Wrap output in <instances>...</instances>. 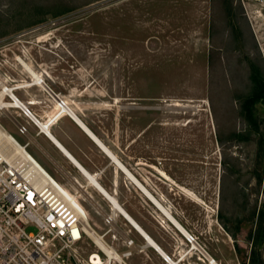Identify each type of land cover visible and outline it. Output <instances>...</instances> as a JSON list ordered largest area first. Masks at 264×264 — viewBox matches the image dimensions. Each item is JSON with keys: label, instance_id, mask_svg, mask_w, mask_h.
Listing matches in <instances>:
<instances>
[{"label": "rangeland", "instance_id": "obj_1", "mask_svg": "<svg viewBox=\"0 0 264 264\" xmlns=\"http://www.w3.org/2000/svg\"><path fill=\"white\" fill-rule=\"evenodd\" d=\"M247 2L0 0V92L36 83L20 59L31 66L191 234L201 251L125 173L116 175L113 160L69 132L87 169L179 264H211L207 256L264 264V235L253 239L264 210V104L256 105L259 128L243 110L264 82V61ZM17 114L0 112V123L25 144L7 117ZM63 170L57 176L98 235L120 252L126 236L134 241L128 264H164L79 171ZM98 252L105 257L90 238L80 250L85 259Z\"/></svg>", "mask_w": 264, "mask_h": 264}, {"label": "built area", "instance_id": "obj_2", "mask_svg": "<svg viewBox=\"0 0 264 264\" xmlns=\"http://www.w3.org/2000/svg\"><path fill=\"white\" fill-rule=\"evenodd\" d=\"M250 1L245 3V9L264 61V0ZM58 101L69 108L59 96ZM18 109L21 113L17 116L7 117L19 134L28 136L30 123L22 122L20 117L29 119L37 128L38 124L22 102ZM4 110L0 108V112ZM28 145L21 144L0 123V264H94L95 253L88 259L80 253L87 238L92 239L89 230L94 232L89 212L74 207L63 197L60 186L71 191L72 187L48 173L29 153ZM107 224L111 226L110 219ZM116 238L112 234L111 239ZM123 243L126 252L107 246L119 252L124 262L115 256L107 257L99 247L105 257L100 252L96 254L104 264H128L125 259L133 255L134 241L126 236Z\"/></svg>", "mask_w": 264, "mask_h": 264}, {"label": "crops", "instance_id": "obj_3", "mask_svg": "<svg viewBox=\"0 0 264 264\" xmlns=\"http://www.w3.org/2000/svg\"><path fill=\"white\" fill-rule=\"evenodd\" d=\"M30 74V73H29ZM31 75V74H30ZM40 76V75H39ZM31 77L33 78V80H35V77H33L31 75ZM41 77V76H40ZM17 89H21L20 92L18 93L19 97L22 99H19L18 95L15 93V88L12 89V91L14 92V94L17 96L19 102L23 103L32 113L33 117L35 120L38 121V136L35 137L34 133H31L30 136L28 137V140L26 143H29L28 148L31 147L32 150L29 151V153L38 161V163L48 172L50 173L53 177H55L57 180L60 181L58 175V172H63V168H74L75 170L79 171L80 174L87 180V182L89 183L90 180L88 179V177L86 176V174H84L85 172L82 171V168L88 173H91V171H89L86 167V162L85 160L82 158L81 156V149L79 145H87V146H92L93 148H95L96 150H98V152L105 154L108 156V158L110 159V161H114L115 165H116V175L119 174V172H123L127 175V173L122 170L123 168L118 164V162L115 159H118L119 162H121L119 160V158L116 156L115 153H113L104 143V141H102L93 131L92 129L87 125V123H85L83 121V119L77 115L75 113V111L69 106L67 112L62 111L58 113V110L60 109L59 107V101L57 96L53 95L52 92L48 91L47 88L45 86H41L40 84H36V83H29L26 84L24 86H20ZM40 86V87H39ZM25 90H31L32 92L35 93L36 98L35 99H31L28 98V96H26L24 94L23 91ZM50 92V93H49ZM39 95V97H38ZM60 97V96H59ZM41 98V99H40ZM62 99V98H61ZM41 100L45 103V105L40 106L41 104H39L41 102ZM64 100V99H63ZM65 101V100H64ZM32 102V103H30ZM43 103V104H44ZM56 104V105H55ZM48 108H45L44 106H46ZM11 109H18V108H11ZM19 113L20 110H19ZM52 119L53 124L50 126L44 125L43 122H46L48 120ZM20 120L22 122L28 121L30 123L31 126V130L36 129L37 127L30 122L29 119L21 116ZM40 125H44L47 127L49 134L44 132L41 128ZM71 131V134L75 136H77L79 138L78 144L76 143L75 140H73L72 137L68 136L69 132ZM93 133H92V132ZM52 135L54 138H52ZM72 135V136H73ZM55 139V140H53ZM57 139V141H56ZM104 144L106 146V148L114 155V157L108 153L107 151H105L106 149L103 147ZM60 145L65 148L69 154H71V156L73 158H75L72 160V158L62 150V148L60 147ZM105 151V152H104ZM122 163V162H121ZM123 164V163H122ZM124 165V164H123ZM125 166V165H124ZM82 167V168H80ZM126 167V166H125ZM120 169V170H119ZM126 169L131 172L127 167ZM83 173V174H82ZM132 173V172H131ZM133 174V173H132ZM87 177H85V176ZM94 175V174H93ZM134 175V174H133ZM97 178L98 183L99 179L98 176L94 175ZM128 176V175H127ZM135 176V175H134ZM129 180H132L129 176H128ZM137 179V178H136ZM138 180V179H137ZM76 181V182H75ZM61 182V181H60ZM132 182L136 185V187L141 190V192H143L146 200H148L149 202H151L152 204H154V201L148 197V195L146 193H144V190L139 186V184L132 180ZM74 185H77V188H80L81 186H78V181L77 180H73ZM115 184H117V180L115 181ZM141 184V183H140ZM67 185V184H66ZM90 186L91 183H89ZM107 193L111 194V196H113V198L115 197V200H117V202H114L112 200H110V198H108L103 192L102 190L101 193L104 195H102L94 186L93 189H95L96 192H98L105 200H107L109 203L112 204V209L113 211H115V209H117L118 211H120V215H123L122 217L128 222V224L132 227V229L134 231H136L137 234H135L137 239H141L142 241H144V243L146 244V247L148 249L147 255L149 252L153 253V251L155 252V254H157L162 262L164 264H169V262L166 260V258L163 257V255L154 249V246H152V243L149 241L148 238H146L144 236V234L142 233L145 232L150 238L151 240L155 241L161 248L162 250L171 258V256L164 250V248L140 225V223L138 221H136L129 213L128 211L122 207V205L119 203L118 199L116 198V194L111 193L110 191H108L101 183L99 184ZM142 185V184H141ZM69 186V185H67ZM144 186V185H142ZM145 187V186H144ZM146 188V187H145ZM68 191H70L72 193L71 190L67 189ZM146 190L148 191V189L146 188ZM149 192V191H148ZM151 194V193H150ZM152 195V194H151ZM154 196V195H152ZM155 198V197H154ZM153 201V202H152ZM78 203L79 205L83 208V204L81 202V200L78 197ZM118 203V204H117ZM115 204V205H114ZM94 205L96 206V203H94ZM118 205L120 208H122V210L118 209ZM155 206H157L156 204H154ZM96 212L100 213L98 210V207L96 206ZM115 208V209H114ZM84 209V208H83ZM85 211H87L86 209H84ZM123 211H125L126 213H128L131 218L134 220V222H136L135 224H137V226L139 228H141V230H139V228L131 221L127 218L126 215H124ZM117 213V212H116ZM91 220V219H90ZM90 226L93 228V230L95 232H97L95 230V228L93 227L92 223L89 222ZM136 226V227H135ZM96 227V226H95ZM177 228V227H176ZM141 231V232H140ZM139 232V233H138ZM182 233V232H181ZM98 234V233H97ZM182 235L185 237V235L182 233ZM185 239L188 240V237H185ZM190 242V241H189ZM192 244V242H191ZM193 245V244H192ZM150 249V251H149Z\"/></svg>", "mask_w": 264, "mask_h": 264}, {"label": "bare ground", "instance_id": "obj_4", "mask_svg": "<svg viewBox=\"0 0 264 264\" xmlns=\"http://www.w3.org/2000/svg\"><path fill=\"white\" fill-rule=\"evenodd\" d=\"M20 62H21V64H23L24 65V67L26 68V70L28 71V73H30L33 77H35V81H36V84H40V85H42L44 82H42V78L31 68V66H29L28 64H26V62H24L22 59H20ZM40 82H42V83H40ZM2 91L0 92V108H3V109H5L6 110V108H19V106L21 105V103L19 102V100H18V98H17V96L14 94V92L12 91V89H10V88H8L6 85H3V87H2ZM5 96H9V99L10 98H13L14 99V101H12V100H10V101H12L11 103H7L6 101H5V99H4V97ZM59 107L61 108V110H63V111H65V112H67V110H68V108L66 107V106H60L59 105ZM36 122L38 123V121L36 120ZM41 126V128H42V130L44 131V132H46V133H48L49 134V131H48V129H47V127L46 126H44V125H40ZM92 132V131H91ZM93 133V132H92ZM52 138H54L53 137V135H52ZM53 140H55V139H53ZM56 141H57V139H56ZM103 145V147L106 149L105 151H107L108 153H110L113 157H114V155L106 148V146L104 145V144H102ZM60 147L62 148V150L64 151V152H66L71 158H72V160L74 159V162H76L75 161V158H73L72 156H71V154H69V152L65 149V148H63L61 145H60ZM104 151V152H105ZM117 162H118V164L123 168L122 170H124L126 173H127V175L132 179V180H134V181H136L138 184H139V186L144 190V193H146L147 195H148V197H150L153 201H154V204H156L157 206H159V208L161 209V211L166 215V216H169L168 218H169V220H170V223L173 225V226H175V227H177V229H180V231L185 235V237L187 236L190 240V242H192V244H193V246H194V249H196V250H200V248L198 247V245H197V243H196V241L195 240H192V238H191V234L190 233H188V231L186 230V229H184L183 227H182V225L177 221V219H175L165 208H164V206L156 199V198H154V196H152L151 194H150V192H148L147 190H146V188L144 187V186H142L141 184H140V182L136 179V177L131 173V172H129L127 169H126V167L121 163V162H119L118 161V159H115ZM117 165V164H116ZM41 167V166H40ZM80 168H82V167H80ZM86 170V169H85ZM83 168H82V171H84L85 173L84 174H86V176L88 177V179L90 180V182L89 183H91V185L92 186H94L100 193H101V191L100 190H102V192L108 197V198H110V200H112V201H114V202H117V200H115V197L113 198V196H111V194H109V193H107L99 184L100 183H98V181H97V178L93 175V174H91V173H88V171L86 172ZM120 170V169H119ZM83 174V173H82ZM164 174V173H163ZM85 176V175H84ZM85 176V177H86ZM86 177V178H87ZM74 180V179H73ZM56 182V181H55ZM76 182V181H75ZM78 184V183H77ZM60 189L62 190V193H63V197L64 198H66L67 200H68V202L70 203V204H72L74 207H76V208H78V209H80V210H82L83 212H85V210L79 205V203H78V196L77 195H75L74 193H71L70 191H68L67 189H65V188H63V187H61L60 186ZM102 194V193H101ZM103 195V194H102ZM104 196V195H103ZM152 201V202H153ZM118 204V203H117ZM115 205V204H114ZM115 209V208H114ZM118 209L119 210H122V208H120L119 207V205H118ZM114 212H117V213H120V211H118L117 209H115V211ZM123 213H124V215H126L127 216V218L129 219V220H131L134 224L136 223V222H134V220L131 218V216L128 214V213H126L125 211H123ZM121 214V213H120ZM121 216H123V215H121ZM110 219H112V218H110ZM136 226H137V224H135ZM135 226V227H136ZM139 226V225H138ZM137 226V227H138ZM92 228V227H91ZM139 228V227H138ZM93 229V228H92ZM139 230H141V228H139ZM142 231V230H141ZM140 231V232H141ZM89 233H90V235H91V237H92V239H93V241L98 245V247L101 249V250H103L104 251V253L106 254V256L107 257H109V258H113L114 256L119 260V261H121V262H124V260L121 258V256H120V254H119V252H117L115 249H113V248H110L109 246H107V243L105 242V240L103 239V237H101V236H99L98 234H97V232H93V231H91V230H89ZM139 233V232H138ZM142 233L144 234V236L146 237V238H148L149 239V241L152 243V246H154V249L157 251V253L158 252H160L162 255H163V257L164 258H166V260L169 262V264H179V263H177V262H175L172 258H170L163 250H162V248L155 242V241H153V240H151V238L145 233V232H143L142 231ZM194 239V238H193ZM201 251V250H200ZM207 257H209L208 259L210 260V262H211V264H218L212 257H210V256H207ZM92 261L94 262V264H104L105 262L103 261V259L98 255V254H96L95 253V255H93V257H92ZM107 263H108V261H107Z\"/></svg>", "mask_w": 264, "mask_h": 264}, {"label": "trees", "instance_id": "obj_5", "mask_svg": "<svg viewBox=\"0 0 264 264\" xmlns=\"http://www.w3.org/2000/svg\"><path fill=\"white\" fill-rule=\"evenodd\" d=\"M259 86L257 92H255L250 98L246 99V101L243 104V110L246 117L254 126H256V128L260 127V123L258 122L257 119L258 110L256 108V105L260 102L264 104V82L260 83ZM263 219H264V210H262L259 213L258 226H257L258 228L256 229L255 234L253 233V239L256 243L259 242L264 235ZM251 264H261V263H258L257 258L252 257Z\"/></svg>", "mask_w": 264, "mask_h": 264}, {"label": "water", "instance_id": "obj_6", "mask_svg": "<svg viewBox=\"0 0 264 264\" xmlns=\"http://www.w3.org/2000/svg\"><path fill=\"white\" fill-rule=\"evenodd\" d=\"M57 98H58V96H57Z\"/></svg>", "mask_w": 264, "mask_h": 264}]
</instances>
